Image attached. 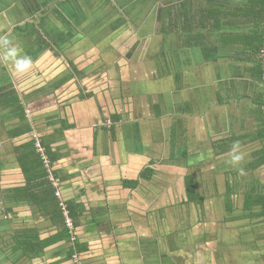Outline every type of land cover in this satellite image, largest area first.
I'll use <instances>...</instances> for the list:
<instances>
[{
  "label": "rangeland",
  "instance_id": "rangeland-1",
  "mask_svg": "<svg viewBox=\"0 0 264 264\" xmlns=\"http://www.w3.org/2000/svg\"><path fill=\"white\" fill-rule=\"evenodd\" d=\"M203 1L223 5L239 0ZM181 3L14 0L11 5H0V35L7 34L18 54L32 61L30 69L22 73L12 63L0 64V69L7 68L0 75V83L11 82L21 94L37 88L44 92L28 106L33 136L59 127L65 113L74 124L65 131L67 140L57 143L64 151L57 167L61 174L79 173L68 179L64 194L58 195L60 199L71 196L85 207L74 229V235L84 243L79 255L59 263L56 259L66 252L62 245L42 259L19 264H264V218L225 222L223 216L225 173L240 168L251 145L240 147L244 160L238 167L226 163L230 151L209 145L214 138L250 125L243 103L228 98L225 111H218L215 91L209 86L217 84L224 93L227 81L239 79L248 96L261 87L250 81L241 65L233 68L222 56L231 51L228 44L186 49L180 38L159 31L160 8H178ZM84 12L94 13L88 21H80L78 17ZM120 14L126 17V23L114 31L107 29ZM16 25L22 30H16ZM99 27L102 33H98ZM38 34L53 43V50L32 45ZM0 51L2 56L5 50ZM219 55L218 61L210 62ZM198 60L210 64L202 69L194 64ZM115 61H122L118 71L110 66ZM175 72H181L178 82ZM89 93L91 97L86 98ZM202 95L207 103L211 100L208 107L204 103L194 111L178 108L190 100L197 102ZM155 104L161 108L159 116L154 112ZM115 111L124 115L115 122L114 139L108 133L101 136L99 127L111 123L108 115ZM124 112H129L128 116ZM173 125L176 138L171 147L168 140ZM3 127L0 116L2 184L10 186L22 177ZM86 161L92 163L87 165ZM147 165L156 172L149 181L138 177ZM189 171L200 177L205 191L202 214L193 205L180 203L184 197L182 177ZM257 173V184L261 186L264 168ZM235 174L237 179L243 176L253 182L251 175ZM124 179H139L138 185L123 188ZM54 183L58 185L59 181L55 179ZM15 209L16 222L25 218L26 224L33 223L35 217L25 204ZM161 213V224L155 231ZM3 219L4 223L6 216ZM67 224L72 228L69 219ZM36 225L41 230L47 227L40 220ZM161 233L169 234L168 238ZM164 255L173 260L166 262ZM0 264H5L1 249Z\"/></svg>",
  "mask_w": 264,
  "mask_h": 264
},
{
  "label": "trees",
  "instance_id": "trees-1",
  "mask_svg": "<svg viewBox=\"0 0 264 264\" xmlns=\"http://www.w3.org/2000/svg\"><path fill=\"white\" fill-rule=\"evenodd\" d=\"M93 13L84 12L82 17L80 14L78 18L80 21L82 19L88 21ZM125 23L126 17L120 14L107 29L114 31ZM158 25L162 34L180 38L186 49L214 47L216 43L228 44L232 47L231 51L222 56L233 65V68L241 65L250 81L261 87V90L255 89V92L248 96L238 91L239 87L236 84L240 85L241 80L227 81L225 88L228 91V97H236L240 94L241 97L248 99L247 114L250 115V125L248 128L232 130L214 138L209 145L212 149H222L227 152L231 150L235 142H239L240 147L251 145L240 168L225 173V190L222 194L226 214V216L223 215L224 221L264 218V184L261 186L257 184L259 177L257 172L264 168V0H239L235 4L223 5L210 4L203 0H182L178 8L173 5L160 8ZM97 29L98 33L103 32L100 27ZM16 30L21 31L22 28L16 25ZM34 41L42 50H53L52 42L44 34L35 36ZM59 51L63 52L62 49ZM220 58L221 55L213 57L210 62H216ZM121 63L122 61H115L110 66L118 71ZM77 69L78 67H75V71L80 74V70ZM175 73V81L178 82L181 72ZM222 82L224 84V81ZM21 95L11 82L0 87L1 121L6 137L11 141V151L22 177L17 184L10 186L2 184L4 174L3 166L0 164V202L3 203V209L0 211V216L3 215L0 217L2 262L19 264L23 260L30 262L33 259H42L48 251L64 245L62 247L64 249L66 247L65 256H59L56 259L60 263L71 260L74 255H79L84 249V243L74 235V229L78 227L85 207L71 196L60 199L58 195V193L64 194L63 188L68 187V179L79 173L61 174L57 167L64 153L62 148H58L57 143L67 140L65 131L72 128L74 124L68 120L65 113L60 118L59 127L33 136L34 127L28 118V106H30L29 103L42 98L45 94L41 88H37L29 94ZM91 95L89 93L87 97ZM222 97L221 92H217V98L220 100ZM64 107L60 108L64 110ZM154 107L155 114L161 115L160 106L155 104ZM178 108L186 111L187 106L181 104ZM120 113H114L112 116L114 122L123 119L124 114ZM124 113L126 116L129 114V112ZM52 123L55 122L52 121ZM174 128L175 125L171 127L168 140L171 147L174 146L176 138ZM106 129H109L111 136L115 135V124ZM174 157L171 148L170 158ZM89 163L85 162L87 165ZM240 169L243 171L241 172ZM235 172L251 175L253 182H248L243 176H240V179L235 178ZM155 173L154 168L147 165L139 171L138 177L149 181L153 179ZM55 179L59 181L58 185L54 183ZM138 180L124 179L121 186L134 189L138 185ZM201 183L200 177H196L190 171L186 172L182 177L184 197L180 198V203L193 205L200 214L204 213L206 199ZM24 204L28 207L30 214L35 217L31 225L26 224L25 218L16 222L18 212L15 207ZM4 216L6 221L3 223ZM162 217L161 213L155 231L160 226ZM67 219L70 220L72 228L68 226ZM39 220L46 222L47 227L44 228L46 232L36 225ZM168 235L161 233L160 236L168 238ZM253 236L261 237L257 234ZM164 258L168 263L173 260L166 255ZM53 263L55 261H50L48 264Z\"/></svg>",
  "mask_w": 264,
  "mask_h": 264
},
{
  "label": "crops",
  "instance_id": "crops-1",
  "mask_svg": "<svg viewBox=\"0 0 264 264\" xmlns=\"http://www.w3.org/2000/svg\"><path fill=\"white\" fill-rule=\"evenodd\" d=\"M9 0H0V5H7L8 3H9V5H11V3H14V0H10L9 2H8ZM53 44V43H52ZM32 45H37L38 47L37 48H41L37 43H33ZM42 50V49H41ZM0 53H1V51H0ZM199 62H196V63H194V64H198V65H200L201 67H202V69L204 68H207L208 66H209V64H210V62H204V61H202V60H198ZM0 64H2V66L4 65L3 64V62H0ZM5 69H7V68H2V69H0V75H3V72H4V70ZM3 71V72H2ZM247 75V74H246ZM1 79V78H0ZM245 79V78H244ZM9 81H6V82H4V83H0V87L1 86H3L4 84L6 85L7 83H8ZM220 83V82H219ZM235 85V84H234ZM236 86L237 87H239V93L240 94H244L243 93V90H242V88H241V86H242V82L240 83V85L239 84H236ZM212 87V89H214V91H215V98H214V100L217 102V104H218V111L219 110H223V111H225V109L223 108L224 107V105H225V103L226 102H228L229 100H232L233 102H235V103H237V104H239V103H243V105H244V107H245V111H244V113L247 115V116H249L250 117V115H248L247 114V111H248V105H249V102H248V105H247V100L248 99H246L245 98V100H244V97H241L240 96V94H237L238 96H233V97H228V91H227V89H225V91H224V93L222 92V90H221V88L217 85V84H211V86H209V88H211ZM203 88V90H204V87H202ZM221 92V96H223L220 100L217 98V92ZM18 92V91H17ZM19 93V92H18ZM207 93V92H206ZM235 93V92H234ZM20 94V96H22L21 95V93H19ZM208 96V95H207ZM91 97V96H90ZM86 98H87V96H86ZM89 98V97H88ZM207 98V97H206ZM205 96H203L202 95V97H200V100H198L197 102H194V103H192V101L190 100L189 102H188V104L186 105L187 106V109H186V111H188L189 109H192V111H194L193 109H195V107H199L200 108V106L201 105H203L204 103L206 104L207 102L205 101ZM228 98H230L229 100H228ZM183 103H185V102H183ZM210 103H211V100H209V102L207 103V105H206V107H208L209 105H210ZM214 104H216V103H213L212 105H214ZM211 105V106H212ZM65 105L64 104H61L60 105V107H64ZM184 106V105H183ZM221 106V107H220ZM241 106H242V104H241ZM116 112V111H115ZM114 112V113H115ZM114 113L112 114V115H108L109 117H108V119L110 118V119H112V116L114 115ZM117 113V112H116ZM219 123V122H218ZM224 122H222V124H223ZM115 124V122L113 121V119H112V121H111V123H109V124H106V125H104V126H100L99 127V129H100V131H101V133H102V135L101 136H103V133H108L109 134V132H108V130L109 129H106V127H108V128H111V126H113ZM221 124V125H222ZM116 125V124H115ZM94 130H96V128L94 129ZM111 136V135H110ZM112 137V136H111ZM112 139H113V137H112ZM106 154H108L107 153V151L105 152ZM128 154H130L129 152H128Z\"/></svg>",
  "mask_w": 264,
  "mask_h": 264
},
{
  "label": "clouds",
  "instance_id": "clouds-1",
  "mask_svg": "<svg viewBox=\"0 0 264 264\" xmlns=\"http://www.w3.org/2000/svg\"><path fill=\"white\" fill-rule=\"evenodd\" d=\"M0 48L4 49V53L0 56V62H9L12 63L17 72H25L30 69L32 61L29 56H21L18 54L15 47L11 45L9 36L0 35ZM244 160V154L240 150L239 142H235L232 145V148L229 153V158L226 160V163L232 167H238ZM242 172L243 169H240Z\"/></svg>",
  "mask_w": 264,
  "mask_h": 264
}]
</instances>
